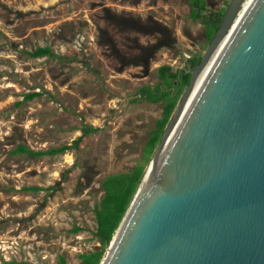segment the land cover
<instances>
[{"label": "rangeland", "instance_id": "1", "mask_svg": "<svg viewBox=\"0 0 264 264\" xmlns=\"http://www.w3.org/2000/svg\"><path fill=\"white\" fill-rule=\"evenodd\" d=\"M205 1L217 13L230 0ZM207 45L180 0H0V264H81L99 248L102 181L139 165L145 174L153 156L144 161L163 103L140 91ZM45 46L55 58L27 57ZM84 125L98 132L64 154L13 153L70 147Z\"/></svg>", "mask_w": 264, "mask_h": 264}, {"label": "water", "instance_id": "2", "mask_svg": "<svg viewBox=\"0 0 264 264\" xmlns=\"http://www.w3.org/2000/svg\"><path fill=\"white\" fill-rule=\"evenodd\" d=\"M185 73L100 264H264V0H230Z\"/></svg>", "mask_w": 264, "mask_h": 264}, {"label": "trees", "instance_id": "3", "mask_svg": "<svg viewBox=\"0 0 264 264\" xmlns=\"http://www.w3.org/2000/svg\"><path fill=\"white\" fill-rule=\"evenodd\" d=\"M189 7V19L192 23L200 24L204 29V38L207 44L210 43L214 34L218 30L219 23L224 14L225 8L220 12L213 13L206 6L205 0H180ZM228 4V3H227ZM226 4V5H227ZM165 39L159 38L158 45L161 49L165 46ZM155 45V46H156ZM150 48V47H149ZM149 48H142L143 52ZM28 58L41 59L44 57L55 58L51 49L47 46L37 47L34 51L26 53ZM200 60V57H193L186 60L192 69ZM185 62V63H186ZM185 67V66H184ZM159 83L154 87H144L140 91L139 97L145 99L150 104L163 103V113L161 120L157 121L155 130L151 132L150 137L144 149V161L147 162L153 154L157 144L160 141L163 130L173 113L177 101L187 86L189 76L185 74V68L172 71L168 66L159 67L156 70ZM37 94H28L24 96V102L33 100ZM134 102H136L134 100ZM81 136L73 142L72 146H63L57 149H51L47 152L34 153L23 146L14 149V154H27L30 157L55 156L64 154L71 147L76 148L82 140L88 136L98 132L91 126L84 125L81 129ZM144 174V165H139L129 173L108 176L101 183L103 197L100 202L93 208L94 218L96 222V230L94 238L99 244V248L90 253L80 255L81 264H100L105 253L106 247L112 240L121 220L123 219L132 199L135 195L140 181ZM27 191H40L38 188H29ZM81 229L75 228L74 232L78 233ZM64 264L63 260H61ZM8 264V263H3Z\"/></svg>", "mask_w": 264, "mask_h": 264}, {"label": "bare ground", "instance_id": "4", "mask_svg": "<svg viewBox=\"0 0 264 264\" xmlns=\"http://www.w3.org/2000/svg\"><path fill=\"white\" fill-rule=\"evenodd\" d=\"M207 70H208V68H206L205 71L203 72V74L200 76V78L198 79L197 85H199V83L202 81L201 79L204 77V74L206 73ZM66 159H67V161H70L69 157H66Z\"/></svg>", "mask_w": 264, "mask_h": 264}, {"label": "flooded vegetation", "instance_id": "5", "mask_svg": "<svg viewBox=\"0 0 264 264\" xmlns=\"http://www.w3.org/2000/svg\"><path fill=\"white\" fill-rule=\"evenodd\" d=\"M184 68H185V72H186L187 69H191V68H190V64H189V62H186V63H185V67H184ZM191 70H192V69H191ZM185 74H186V73H185ZM186 75H188V74H186ZM188 76H189V75H188Z\"/></svg>", "mask_w": 264, "mask_h": 264}, {"label": "built area", "instance_id": "6", "mask_svg": "<svg viewBox=\"0 0 264 264\" xmlns=\"http://www.w3.org/2000/svg\"><path fill=\"white\" fill-rule=\"evenodd\" d=\"M184 66H185V64H184ZM184 66H183V68H184Z\"/></svg>", "mask_w": 264, "mask_h": 264}]
</instances>
